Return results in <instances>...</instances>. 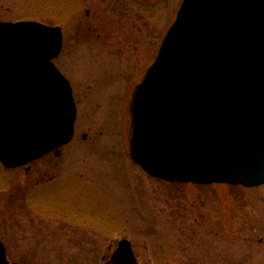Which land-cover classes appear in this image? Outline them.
<instances>
[{"label":"rangeland","instance_id":"374dc122","mask_svg":"<svg viewBox=\"0 0 264 264\" xmlns=\"http://www.w3.org/2000/svg\"><path fill=\"white\" fill-rule=\"evenodd\" d=\"M179 1L0 0V21L62 28L54 63L72 80L77 106L60 156L16 169L0 163V239L10 263L107 264L127 239L138 264H264V185L165 182L131 159L130 99L145 65L131 72L143 54L132 36L148 40L149 64Z\"/></svg>","mask_w":264,"mask_h":264},{"label":"water","instance_id":"95a60500","mask_svg":"<svg viewBox=\"0 0 264 264\" xmlns=\"http://www.w3.org/2000/svg\"><path fill=\"white\" fill-rule=\"evenodd\" d=\"M62 30L0 22V162L68 144L76 106L53 63ZM131 159L174 183H264V0H182L130 107ZM113 264H137L127 239ZM107 263V264H110ZM0 264H10L0 241Z\"/></svg>","mask_w":264,"mask_h":264},{"label":"flooded vegetation","instance_id":"af4514ba","mask_svg":"<svg viewBox=\"0 0 264 264\" xmlns=\"http://www.w3.org/2000/svg\"><path fill=\"white\" fill-rule=\"evenodd\" d=\"M144 1H148V0H144ZM98 37H100V36H98ZM113 37H115L116 38V36L115 35H113ZM104 38L106 39V38H108V39H106L105 41H104V45L105 44H107V42H108V44H110V46L113 44V41H112V34L111 33H109V34H104ZM131 41H133V42H136L135 43V45H134V48H136V50H137V52L140 50V52L142 51V53L143 54H141V56L140 57H134L133 58V63H132V68L134 69V70H132L131 72H134V75L135 74H138L139 72H140V70L143 68V65H144V69L142 70V76H141V79H142V77H143V75H144V73H145V71L147 70V68H148V66H149V64H147V60H144V59H146L147 58V56H148V51H149V46H148V40H147V42L145 43V42H143V38H142V36H141V38H140V40L139 39H137L135 36H132V40ZM132 45V44H131ZM63 47H64V36H63V45H62V51H63ZM158 50V49H157ZM61 54H59V56H60ZM58 56V57H59ZM137 56V55H136ZM57 57V58H58ZM92 57V56H91ZM94 57H96V60H98L97 61V66H100V65H102L103 64V62H102V59L100 58V56H94ZM145 57V58H144ZM56 58V59H57ZM120 58V61L122 62V59H121V57H119ZM119 61V65L121 66V62ZM83 63H84V61L82 62V65H83ZM96 64V63H95ZM122 64H123V62H122ZM89 66V67H88ZM123 66V65H122ZM83 67V66H82ZM91 67V68H90ZM93 66L91 65H85L84 66V69L85 70H87L88 72H89V74H91V71L93 70V68H92ZM62 72V71H61ZM63 73V72H62ZM64 74V73H63ZM65 75V74H64ZM130 75V74H129ZM65 77L69 80V82H70V85H71V88H72V93H73V98H74V101H75V104H76V99H75V94H74V87H73V85H72V80L70 79V77L69 76H66L65 75ZM132 77V76H131ZM78 79V78H77ZM138 83V82H137ZM137 83H136V85H137ZM135 85V86H136ZM77 107V106H76ZM82 137H83V139L86 137V135L85 134H83L82 135ZM48 155H52V156H60L61 155V149L60 150H56V151H53V152H51V153H49ZM259 241L261 242V243H263L264 244V237H259ZM259 246H262V247H264V245H259ZM226 259V258H225ZM226 263H227V259H226Z\"/></svg>","mask_w":264,"mask_h":264},{"label":"bare ground","instance_id":"6f19581e","mask_svg":"<svg viewBox=\"0 0 264 264\" xmlns=\"http://www.w3.org/2000/svg\"><path fill=\"white\" fill-rule=\"evenodd\" d=\"M175 13H176V12H175ZM174 16H175V15H174ZM165 32H166V31H165ZM165 32H164V34H165ZM163 36H164V35H163ZM135 85H136V84H134V86H133V87H135Z\"/></svg>","mask_w":264,"mask_h":264}]
</instances>
